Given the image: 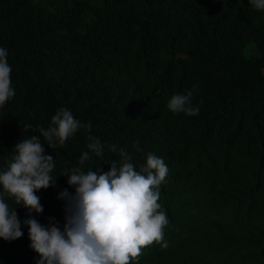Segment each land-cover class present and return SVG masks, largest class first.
Here are the masks:
<instances>
[{
	"label": "trees",
	"instance_id": "1",
	"mask_svg": "<svg viewBox=\"0 0 264 264\" xmlns=\"http://www.w3.org/2000/svg\"><path fill=\"white\" fill-rule=\"evenodd\" d=\"M249 3L212 0L202 7L191 0H0V47L8 53L15 90L0 107V171L15 155L16 143L40 135L23 126H51L50 98L58 99L62 90H88L92 74L109 73L131 89L144 81L182 78L185 85H198L192 104L199 114L179 121L193 130L175 146L152 145L174 161L166 186L170 223L163 233L168 246L151 247L133 264H264V51L260 57L248 55L255 41L264 43V17ZM134 142L124 145L132 150ZM44 147L57 158L53 175L76 162L72 153L64 155L65 146ZM121 149L139 171L137 162L148 150L133 154L122 145L111 154L104 150L105 161L92 156L84 170L108 171L112 162L119 164ZM60 188L74 193L63 175L54 186L35 192L42 213H29L4 195L10 210L18 212L24 234L14 241L0 238V264H37L40 257L30 247L23 221L34 218L47 225L54 217L59 224L55 216L65 203L57 198ZM231 217L235 221L226 227ZM234 232L237 238L230 235ZM193 233L207 250H191Z\"/></svg>",
	"mask_w": 264,
	"mask_h": 264
},
{
	"label": "clouds",
	"instance_id": "2",
	"mask_svg": "<svg viewBox=\"0 0 264 264\" xmlns=\"http://www.w3.org/2000/svg\"><path fill=\"white\" fill-rule=\"evenodd\" d=\"M191 1L203 7L212 0ZM249 2V7L264 17V0ZM254 44L251 56L260 57L264 43ZM7 55L0 47V107L15 95ZM88 81V90H62L58 99L50 98L51 126L24 125L25 131L31 129L40 135L16 143L15 155L0 171V238L5 241L24 234L18 212L10 210L5 194L29 213H42L36 191L54 186L59 175L74 188V193L60 188L57 197L65 202L63 223V211L55 216L59 224L53 222L54 217H49L47 225L34 218L23 221L28 226L30 247L40 257L37 264H133L140 262L151 247L168 246L163 233L170 223L166 186L174 174V161L165 149L162 152L152 145L160 141L163 146H175L187 139L193 126L179 121L184 115L199 114V107L192 104L198 85H185L178 78L170 82L144 81L131 89L109 73L92 74ZM144 126L152 131L141 133ZM130 140H135L132 150L124 145ZM45 143L53 149L65 146L64 155L72 153L76 160L73 167L53 175L57 158L54 151L45 153ZM121 145L133 154L148 150L137 162L139 171L123 149L119 150V164L112 162L108 171L101 169L98 174L84 170L92 156L104 160V150L111 154ZM230 220L235 221L231 217L226 227ZM230 235L237 238L236 232ZM188 240L193 252L207 250V244L194 233Z\"/></svg>",
	"mask_w": 264,
	"mask_h": 264
},
{
	"label": "rangeland",
	"instance_id": "3",
	"mask_svg": "<svg viewBox=\"0 0 264 264\" xmlns=\"http://www.w3.org/2000/svg\"><path fill=\"white\" fill-rule=\"evenodd\" d=\"M255 53V46H254V48L248 53V55H252V54H254Z\"/></svg>",
	"mask_w": 264,
	"mask_h": 264
},
{
	"label": "bare ground",
	"instance_id": "4",
	"mask_svg": "<svg viewBox=\"0 0 264 264\" xmlns=\"http://www.w3.org/2000/svg\"><path fill=\"white\" fill-rule=\"evenodd\" d=\"M236 258H237V257H235V259H236ZM235 259H234V260H235ZM234 260H233V261H234Z\"/></svg>",
	"mask_w": 264,
	"mask_h": 264
}]
</instances>
